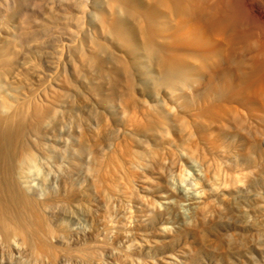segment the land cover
Here are the masks:
<instances>
[{
  "label": "bare ground",
  "instance_id": "bare-ground-1",
  "mask_svg": "<svg viewBox=\"0 0 264 264\" xmlns=\"http://www.w3.org/2000/svg\"><path fill=\"white\" fill-rule=\"evenodd\" d=\"M68 77L85 85L100 110L99 120L94 117L99 125L92 135L94 138L101 133L108 143L106 151L101 150L98 156L99 163L93 162L98 164L93 169L96 175L90 174L96 176L91 186L102 199L103 203L98 201L100 204L112 203L118 195L121 175L130 185L136 182L141 193L150 191L148 177L156 173L174 172L178 184L183 185L186 179L183 181L181 158L190 162L197 157L199 162L200 153L207 156L204 172L201 175L203 170H197L189 189L193 191L203 184L205 192L226 191L241 179L230 166L224 165L228 155L220 149L219 135L233 124L243 126V117L249 111L256 116L255 112L264 107V0H33L32 3L3 0L0 3V262L3 264H63L69 253L68 247L65 249L68 241H81L77 229L78 233L72 232L62 223L52 227L47 221V213L58 210L61 201L67 199H58V205L57 198L49 196V192L43 195L42 190L44 198L40 199L39 191L31 183V173L37 172L33 173L36 176L41 173L39 165L49 169L45 162L48 158L38 143L47 139L53 123L62 117L60 113L69 94L66 92L72 85ZM96 141L98 144L99 140ZM33 147L44 156L39 165H36L39 155H35ZM45 177L42 175L41 180L48 183ZM186 178L190 184L192 181ZM89 186L77 190L75 186L73 192H68L73 197L72 201L69 199L70 210L87 216L93 214L90 212L95 198ZM176 192L183 195L185 190L181 186ZM94 231L80 233L83 239H90ZM96 231L98 236L99 230ZM99 239H94L95 245L87 243L98 252L105 244L103 238L104 243ZM81 256L78 258L84 260ZM127 257L124 253L117 255V264H127Z\"/></svg>",
  "mask_w": 264,
  "mask_h": 264
},
{
  "label": "rangeland",
  "instance_id": "rangeland-1",
  "mask_svg": "<svg viewBox=\"0 0 264 264\" xmlns=\"http://www.w3.org/2000/svg\"><path fill=\"white\" fill-rule=\"evenodd\" d=\"M32 1L33 0H27L29 3H32ZM1 2H3V0H0V3ZM68 79L74 86L72 87V85H70L71 88H69L66 92V94H68L69 91L68 97L66 96L68 98L67 103H65L66 101L64 102L62 108V112H64L60 113L63 118L59 115L61 118L58 117L59 120L57 119L56 123H53L54 125H52V127H54H51L52 129H50L47 134L50 138L46 135L45 138L47 139L39 141V147L37 146L39 149L41 147V149L44 150L45 158H48V160L45 161L47 163L46 167L49 166V169L40 168L41 165H39V163L45 159L42 158L44 156L41 157L38 151H36L38 148L33 147L32 150L35 155H39L36 159V165H39L38 172H40L41 169V173H39V175L37 174L39 178L34 175L37 172L34 171L31 173V183H33L32 186L34 185L35 189L38 190L39 193L42 190L41 193L44 192L43 195H46L49 192L51 194L50 195L48 193L49 196H53L55 200L56 198L57 200L62 198V200L66 201L67 199V203L61 201L60 206L62 205V210L60 209V206L56 208L58 210L55 209V212L58 213H47L46 216L48 218H46L48 223H50L52 227H57L59 223H62V225L64 224V226L68 229L70 228L72 232L78 233L79 231L78 234L81 235V241L71 242L69 240V246L68 244L65 245V249L68 247L67 250L69 253L65 250L67 253V260H65V263L63 264H81V261L83 262L85 259V261H87V256H90V259H88L87 262L84 261L82 264H117L116 256L123 253L129 256L127 257L129 258L127 264H264V107H262L259 111L260 113L255 112L256 116L253 114L255 117L252 115L254 112L249 111V113L243 117L245 118L243 119L245 124L242 122V127L240 124L239 127L236 124H233L234 126H231L229 130L225 129L220 133L221 136L219 135V137H221L219 138V146L222 147L220 149L225 153L227 152L226 155L231 156V158L227 156L224 160V165L230 166V168L239 175L238 178L241 179H239L240 183L236 182L237 184H232V186H230L226 191L219 190L214 193L208 192V190L205 192L204 189L206 190V187L203 184L196 188L194 187L195 189L193 191L190 190L189 188L192 187L190 185L194 183L196 178L195 176L197 170L200 172L203 170L200 173L201 175L204 172L203 162L206 160L207 156L205 153H200L198 156L200 157L199 162L196 156L193 161L196 159L197 161H190L193 164L184 159V157L181 158V162L183 161L182 163L180 162L181 166L183 165V175L188 177L190 182L194 179L190 184H188V179L185 176H183V181H185V178V182L188 185L185 182H183V185H181L182 183L178 184L179 178L174 172L167 174L162 173L164 176L160 173H156L148 177V181L150 178L152 180H150L151 182L147 181L150 191L149 189L146 190L148 192L144 191L146 193L145 194L143 191L141 193L140 189L138 190L136 182L134 183V181H132V185H130V183L123 180L124 177L121 175L119 176L121 181L119 180L118 187L120 188L119 190H122V192L118 190L116 193H122L123 197L122 194L118 193L119 196L116 194L111 200L112 203L106 204L108 206L105 207V203H99L102 199L95 193V190L93 191V187L91 186V184L94 185L93 181L95 182L96 180V176L92 177V175H96L94 172L95 170L93 169H96L98 166V156L102 153L101 150L103 152L106 151V143H108L107 139H105V135L100 133L101 136L99 134L94 136V138V134L92 135V133L97 130L99 125V121H95L94 117L99 120L98 118H100L101 115L98 103H96L97 100L94 98L91 99L92 97L89 95L88 91H86L87 88L84 84L82 85L78 81L71 80L70 77H68ZM69 95L71 97H69ZM89 110L91 112L94 111V113L98 112L96 114H92ZM91 117L93 118V121ZM92 127L94 129H91ZM90 137L92 139H90ZM101 137H105V140ZM81 139L84 141H80L82 144H85V142L87 144L82 145L79 143V140ZM96 140H99L98 144L102 148L99 151L96 150V148H100L97 147L98 141ZM43 143H45V145ZM100 143L104 145L102 146ZM86 145L94 146L96 148H89ZM80 146L82 148H80ZM44 147H47V149L45 150ZM85 148L88 151H86ZM82 149H84V151ZM71 150L75 152H72ZM76 150L79 152L76 153ZM91 150H93V153L95 152L96 154L90 153L92 152ZM87 152L89 154H86ZM75 153L78 155H74ZM90 156H93L94 158ZM40 158L42 160H40ZM94 161L98 162L95 164L93 163ZM42 169L45 170L46 174L45 172H42ZM90 174L92 175L90 176ZM42 175H44V177L47 176L45 177V180L48 181V183L45 181L47 184L41 180ZM203 175L205 176V173ZM89 177H92L90 178L91 180ZM176 177L178 180L175 179ZM123 181L128 184H124ZM85 184L92 189L91 192L93 191L94 193H90L92 194V197L96 199V201L93 199L94 207H92L93 211L90 213H93L94 215L91 214V216H87L84 212H74L73 209L70 210L69 208V206L71 207L70 203H72L69 199H71V201L73 200V197H71V194L69 193L73 192L75 188L77 190L78 187H87ZM172 184L174 186H172ZM151 186L153 187L151 188ZM181 186H183L185 193L183 195H177L178 192H176V190L178 191ZM73 187L75 188L73 189ZM198 192L199 194L196 196V193ZM41 193L40 196L38 195V198L40 199L44 198ZM58 194H60V198L56 197ZM193 194L197 198L193 197ZM188 195L189 198L187 197ZM143 197L146 202L143 201ZM198 200H200V202ZM142 202H145V204L147 203L148 205L150 204V207ZM58 203H60V200L56 202V204ZM63 203H66V208L64 207L65 205L63 206ZM101 203H103V201ZM159 206L164 208L160 209L158 208ZM200 208L202 209L200 210ZM68 210L70 211L68 212ZM73 213H75V217L73 216ZM90 213H88V215H90ZM99 222L100 224L98 225L97 223ZM101 223L106 226L104 225L103 227ZM105 227H107V229L109 227L111 232ZM95 228L99 230L98 233L100 234L98 236L95 234L97 233V229L95 230ZM103 229L106 230L104 231ZM92 230H95L93 232L94 237L90 239L85 237L86 239H83V235H86L87 232L89 233V231ZM101 230H103L102 233ZM84 231L86 234H84ZM80 232H82L83 235ZM96 236L97 238H95ZM101 238L105 240L103 248H100L103 251L99 249L98 252L96 249L97 252H95L96 250L93 245H95V242L98 239L103 242V239L101 240ZM78 243L79 245H77ZM87 243L93 245L89 246ZM84 247H89V251H87L88 249L86 248L84 250ZM90 247H93V249ZM62 248H64V246H62ZM93 250H95L93 253L94 255L91 256L90 254ZM116 253L117 255H114ZM77 254L84 256V260L83 258L80 260V257L78 258L79 255ZM110 254L113 255L115 260ZM72 257L74 259H72ZM1 262L0 264H3Z\"/></svg>",
  "mask_w": 264,
  "mask_h": 264
}]
</instances>
